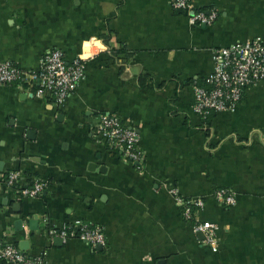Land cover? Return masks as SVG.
<instances>
[{
	"label": "crops",
	"instance_id": "1",
	"mask_svg": "<svg viewBox=\"0 0 264 264\" xmlns=\"http://www.w3.org/2000/svg\"><path fill=\"white\" fill-rule=\"evenodd\" d=\"M192 3L216 21L192 25L173 0H0V63L39 71L59 49L85 68L60 106L0 84V235L30 258L264 264V84L247 89L235 112L204 119L194 111L214 51L264 38V0ZM101 115L136 132L142 163L109 149ZM13 171L48 187L34 199L9 195L2 183ZM173 189L205 202L199 219L219 225L217 253L184 219ZM220 190L236 204L224 206ZM72 221L100 227L107 243L47 235Z\"/></svg>",
	"mask_w": 264,
	"mask_h": 264
},
{
	"label": "built area",
	"instance_id": "2",
	"mask_svg": "<svg viewBox=\"0 0 264 264\" xmlns=\"http://www.w3.org/2000/svg\"><path fill=\"white\" fill-rule=\"evenodd\" d=\"M173 8L185 12L192 25H210L217 19L215 11L198 9L192 0H173ZM213 61V71L205 79L204 85L194 88V111L204 119L211 113L235 112L247 89L264 84V38L218 48L213 53ZM41 63L39 71H25L9 62L0 63V84L18 86L38 99H48L60 106L82 82L84 65L80 60L68 63L59 49L49 51ZM99 135L109 149L126 163H142L144 158L136 132L126 127L118 116L101 115ZM2 184L9 195L18 199H34L48 187V182L37 178L27 179L17 171L9 172ZM171 194L181 207L184 219L192 223L193 231L203 234L205 245L217 253L220 248L219 225L199 219L205 202L199 198H184L177 189L171 190ZM216 197L224 206L236 204L234 194L227 190L218 191ZM46 233L50 238H60L64 242L80 239L93 247L107 243L103 229L81 221L68 222L59 228L48 226ZM0 262L44 264V258H30L8 237L0 235Z\"/></svg>",
	"mask_w": 264,
	"mask_h": 264
},
{
	"label": "trees",
	"instance_id": "3",
	"mask_svg": "<svg viewBox=\"0 0 264 264\" xmlns=\"http://www.w3.org/2000/svg\"><path fill=\"white\" fill-rule=\"evenodd\" d=\"M201 10L208 12L207 9H201ZM186 15H187V14H186ZM198 85H199V86H203V85H204V82H203L202 84H198Z\"/></svg>",
	"mask_w": 264,
	"mask_h": 264
},
{
	"label": "water",
	"instance_id": "4",
	"mask_svg": "<svg viewBox=\"0 0 264 264\" xmlns=\"http://www.w3.org/2000/svg\"><path fill=\"white\" fill-rule=\"evenodd\" d=\"M204 26H205V25H204ZM57 240L60 241V242L62 241V239H57ZM101 248H102V246H100V245L97 246V249H101ZM23 249H24V248H23Z\"/></svg>",
	"mask_w": 264,
	"mask_h": 264
}]
</instances>
